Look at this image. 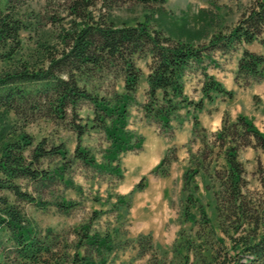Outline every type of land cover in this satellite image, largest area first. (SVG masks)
Returning a JSON list of instances; mask_svg holds the SVG:
<instances>
[{
    "label": "trees",
    "instance_id": "obj_1",
    "mask_svg": "<svg viewBox=\"0 0 264 264\" xmlns=\"http://www.w3.org/2000/svg\"><path fill=\"white\" fill-rule=\"evenodd\" d=\"M24 1L0 0V264H107L108 258L124 246L136 249L134 258L148 255L147 264H264V163L255 156L251 175L258 188L250 190L239 159V151L245 147L264 150V132L242 114L229 120L223 113L219 127L208 134L192 117L190 140H198L201 147L194 152L186 148L180 214L193 229L186 231L180 227L176 231L168 259L156 256L148 232L138 233L133 241L120 240L116 230L99 233L86 222L68 232L74 236L69 244L50 228L36 230L19 202L39 209L45 208L44 203L15 182L24 179L39 184L54 176L61 179L64 161L51 171L39 165L52 156L64 160L68 153L65 146L49 144L43 137L36 140L24 127L45 118L79 137L86 129L77 121L82 102L90 104L93 126L102 130L107 147L103 161L96 165L93 156L78 143L72 156L89 167L116 172L119 155L139 148L142 140L127 128L128 107L137 104L142 116L165 133L183 106L190 104L201 109V100L192 101L183 94L184 75L193 64L201 65L209 52H227L234 45L252 42L264 33V0H252L226 34L211 35L205 44L171 38L160 29L150 28L145 21L115 25L101 12L95 16L91 11L96 4L100 10L128 1L149 0H65L64 10L73 18L74 25L59 34V49L52 51L43 46L44 61L39 65L16 58L20 30L26 28L17 8ZM259 40L264 48V39ZM139 57L149 59L145 63L142 102L135 99L141 70L134 60ZM199 72L203 96L209 98L211 91L225 98L232 96V91L205 72L204 65ZM262 79L264 51L255 53L242 48L236 60L234 82L246 87ZM116 80H121L122 89L118 92ZM105 81L112 82L111 88L99 94L98 83ZM176 159L175 147L170 146L149 172L166 176ZM199 173L215 184V188L209 184L204 187L211 191L217 230L203 204L192 195L197 186L194 178ZM143 187L144 177L140 176L127 196ZM124 198V194H117L115 202L127 206ZM53 205L63 215L75 207L74 202L64 199ZM92 216L96 218L95 211Z\"/></svg>",
    "mask_w": 264,
    "mask_h": 264
},
{
    "label": "rangeland",
    "instance_id": "obj_2",
    "mask_svg": "<svg viewBox=\"0 0 264 264\" xmlns=\"http://www.w3.org/2000/svg\"><path fill=\"white\" fill-rule=\"evenodd\" d=\"M251 2L252 0H149L147 3L128 1L118 5L100 7V10L96 4L91 8V11L95 16L101 12L106 20L112 21L115 25H133L138 21H145L150 28L160 29L164 35L171 38L188 39L193 44H205L211 35L226 34L236 24L241 13L247 10ZM64 7L65 0H25L18 6V17L25 23L26 28L21 29L19 33L20 48L16 53L17 59L39 65L44 61L41 55L44 50L43 46H47V49L52 51L60 48L59 34L74 25L73 18L66 14ZM262 35L264 36V33H261L255 41L259 42V39H264ZM247 44L243 42L236 44L227 52L211 51L202 58L201 65L193 64L191 71L198 70L203 65L206 66L207 63H211L210 61H225L226 64H230L231 61L237 60L241 49L245 48ZM254 45L251 43L249 47L253 48ZM148 60V57H139L134 60L141 70L138 84L145 83L144 76L147 72L145 63ZM200 79H202L201 74ZM198 80L199 78H195L193 81V93L189 97L187 95L185 97L192 101L201 100L202 109L210 97L203 96L200 90L196 91L195 86ZM111 83H106V81L98 83L97 92L99 94L106 93L105 91L111 88ZM114 86L117 92L121 91V80H116ZM142 95L143 91L139 88L137 98L135 97L137 102L144 99V95ZM218 104L217 102L216 105ZM201 109H194L190 104L183 106L176 113V117L171 119V128L165 133L159 131L154 123L142 116L137 104L130 105L127 128L135 135L140 136L142 140L139 148L125 151L119 155L118 170L114 173L100 170L97 167H89L72 156L73 149L78 143L80 148L86 149L89 155L93 156L96 165L103 161L102 155L107 147L102 130L93 126V112L87 102H82L77 111L78 123L86 126L84 133L79 137L73 131L45 118L35 119L28 123L24 130L34 139L38 140L43 137L49 144L62 143L68 153L64 160L52 156L41 160L39 165L40 168L51 171L61 161H64L66 167L62 172L61 179L54 176L51 180L39 184L24 179L15 180L22 190L39 198L45 206L44 209H39L32 204L19 202L23 214L36 230L42 232L44 229L50 228L66 239L64 241L69 244L72 243L74 236L68 232L86 222L90 223L91 230L99 233L106 229L116 230L117 238L120 240L133 241L138 233L148 231L152 235L151 240H153L152 245L156 256L168 259L176 231L180 227L187 231L193 229V226L190 222L183 220L180 214V202L184 193L180 192V195L177 196L176 178L173 176L172 178H158L149 170L163 155L164 145L171 139L182 143L192 152L197 147H201L198 140H190V132L189 135H186L185 129H178L181 126L178 124L183 123L185 118L192 120L194 116L198 120V115L200 118L205 117V113L212 110L209 108L205 113H201ZM204 130L208 134L215 129L206 130L204 128ZM253 165L254 163L249 165L245 161V177L249 179L247 187L250 190H257L258 185H254L256 180L250 172L254 168ZM118 174L121 176L119 177ZM140 176L144 177V187L141 190L132 191L127 196L129 189ZM194 179L197 186L192 190V195L203 204L211 225L217 230L211 191L204 187L209 184L215 188V184L208 181L202 173H199ZM157 181H164L165 189L167 187L169 190L171 204L167 201L166 205L168 198L165 191L155 190ZM156 191L157 198L155 197ZM117 194L125 195L124 199L128 201L127 206L115 202ZM9 198L11 199L10 195ZM59 199L75 203V207L69 214L63 215L55 211L53 204ZM166 206L174 210L173 220L167 217ZM93 211L96 214L94 219L91 218ZM135 251L136 249L130 246H124L117 250L114 256L108 258L107 264H147L148 255L134 258Z\"/></svg>",
    "mask_w": 264,
    "mask_h": 264
},
{
    "label": "crops",
    "instance_id": "obj_3",
    "mask_svg": "<svg viewBox=\"0 0 264 264\" xmlns=\"http://www.w3.org/2000/svg\"><path fill=\"white\" fill-rule=\"evenodd\" d=\"M263 37L264 36L262 35V38ZM251 43L255 44L253 48L249 47ZM245 48L255 53H263L264 51L263 46L255 40L248 43L245 46ZM210 62L211 63H207V65L205 64L206 65L205 72L207 74L212 75L217 81L221 83V85L225 89L231 90L232 96L230 98H225L224 96L217 94L215 92L210 93L209 94L210 99L207 100V103L204 104L200 112L205 113L206 110L209 108H211L212 110L208 111V113H205L206 114L205 117L200 118V116L198 115L197 118L199 120L200 125L203 126L206 130H214L219 127L220 119L223 113L227 115L229 120H233L236 115L242 114L246 116L248 119H250L251 122L259 131L264 132V79L258 82L251 83L246 87H240L233 80L236 61H231L230 64L229 63L226 64L225 61H215V62L210 61ZM194 77L199 78L197 85L195 86V88L197 89L196 91H199L200 82H201L199 69L192 71L190 70L184 75L183 94L187 95L188 97L193 93L192 88L194 87V85L192 84L195 79ZM139 88L143 91L145 88V83L141 82L140 84H138L137 89L135 91L136 98L139 92ZM217 102L219 103L218 105H216ZM178 126H180L178 128L179 130L183 128L185 129L186 135L187 134L189 135L191 128V120H189V118L188 119L185 118V120H183V123L178 124ZM164 146L165 149L167 147L174 146L177 159L171 163L169 167V172L166 176H160V175H155V176H157L158 178H167V177L172 178V176L176 178L177 181L176 191H177V196H179L181 192L180 189L181 174L185 169V167L187 166V149L186 146H184L182 143H177L176 141H174V139L169 140V142L166 143ZM255 156H258L259 160L262 163H264V150H253L250 147H245L239 151V159L243 163L244 169H245V161H247V164L249 165H252L253 163L255 165ZM172 172H174L173 175ZM246 179L247 181L249 180L247 177ZM254 183H255L254 185L257 184L256 181H254ZM164 184H165L164 181H157L155 190L160 189V192L165 191L166 193L165 195H167L168 198L166 200V205H167V201L170 202L171 204V200H170L171 197L168 194L169 190L167 189V187L165 189ZM155 197L156 198L158 197L157 191ZM166 211H167V217L172 219L174 216V210L166 206ZM174 230L176 231L175 228Z\"/></svg>",
    "mask_w": 264,
    "mask_h": 264
}]
</instances>
